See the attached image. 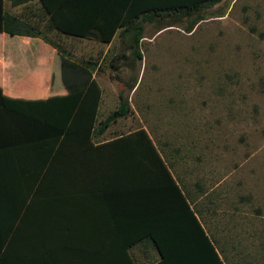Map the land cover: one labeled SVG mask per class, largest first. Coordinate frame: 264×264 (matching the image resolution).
<instances>
[{
  "label": "crops",
  "instance_id": "1",
  "mask_svg": "<svg viewBox=\"0 0 264 264\" xmlns=\"http://www.w3.org/2000/svg\"><path fill=\"white\" fill-rule=\"evenodd\" d=\"M167 1L52 0L56 16L83 18L70 23L85 32L95 31L94 21L103 28V18L130 16L135 22L147 14L143 9ZM2 2L10 14L21 7ZM40 6L32 1L24 17L36 22L39 32L59 34L49 28ZM154 25L144 23L143 33L147 26L156 32ZM125 27L118 25L109 43L76 38L105 45V55ZM68 55L41 38L0 32L1 223L6 241L36 245L6 248L0 263L264 264V249L253 256L247 249L227 251L206 232L212 251L200 234L191 232L188 211L193 209L202 222L203 208L198 187L189 184L190 172H174L140 118L99 125L118 107L120 95L132 111L134 90L101 87L99 63L90 70ZM93 79L101 87L95 123L90 131L84 122L60 132L65 107ZM83 95L89 99L77 100L92 103L94 94ZM140 129L163 166L143 137L129 136Z\"/></svg>",
  "mask_w": 264,
  "mask_h": 264
},
{
  "label": "rangeland",
  "instance_id": "2",
  "mask_svg": "<svg viewBox=\"0 0 264 264\" xmlns=\"http://www.w3.org/2000/svg\"><path fill=\"white\" fill-rule=\"evenodd\" d=\"M27 8L14 15L26 18ZM220 13L224 16L212 17ZM205 18L191 33L184 30L187 18L157 34L147 26L142 60L133 68L131 52L118 39L104 55L105 45L94 40L40 35L76 60L99 63L103 88L128 89L138 79L129 118L142 120L174 172H190L189 184L202 195L198 205L207 232L220 248L260 255L264 0H222Z\"/></svg>",
  "mask_w": 264,
  "mask_h": 264
},
{
  "label": "trees",
  "instance_id": "3",
  "mask_svg": "<svg viewBox=\"0 0 264 264\" xmlns=\"http://www.w3.org/2000/svg\"><path fill=\"white\" fill-rule=\"evenodd\" d=\"M10 6H24L28 7L31 5L32 1L34 0H9ZM41 4V8L43 9L44 13L47 16V24L49 28L56 29L63 33L64 35L74 36V37H87V38H94L102 43H109L112 40L113 33H115V29L118 25H124L125 28L119 34V42L120 45L123 46V49L126 51H130L132 55V61L130 63L131 68L134 67L136 61L142 60V53L140 52V43L143 38V29L144 23L146 22H155L154 27L156 28V33L163 31L166 28L174 26L175 23L182 21L183 19L187 18L189 22L185 27V31L187 33H191L193 29L200 23L201 21L205 20V15L207 9L216 5L222 0H170L167 2H158L156 7L151 9L146 8L142 10L144 14L141 18H136L135 22L132 17L125 16L122 17H109L103 18V28L100 25V22L94 23V30L90 32H85L79 30V25H72L70 23L71 20H84L83 18H65L60 19L56 16V12L54 11V3L52 0H36ZM145 11V12H143ZM212 16V15H211ZM224 14H218L217 16L212 17H223ZM93 20V19H92ZM95 20V19H94ZM80 23V22H78ZM108 23V24H105ZM102 29V30H101ZM104 29V30H103ZM108 30V31H107ZM0 32H5L9 35H19V36H28V37H38L44 40L45 42L49 43L53 46L58 52L61 54H65L66 52L56 43L47 40L45 37H41L39 30L37 29V24H31V21L26 17L23 18L18 15L10 14V12H6L3 8V2L0 0ZM68 55V53H67ZM69 56V55H68ZM122 57H125L123 54ZM75 61L90 70H93L97 65V62H90L86 60H76ZM114 62L116 59L113 60ZM138 79L135 78L134 83L129 86L127 90H134L136 84L138 83ZM86 91L80 92L78 95H75V101L71 102L67 105L66 111H63L62 117L60 118V126L62 127L59 131L60 132H70L73 131L74 126L76 124L88 122V131H90L91 127L96 121V114H97V106H98V99L100 96V85L93 79L85 86ZM92 93L91 95L92 103H84L82 101H78L77 99H89L88 94ZM1 96V95H0ZM131 114V108L127 101V98H124L120 95V101L118 107L115 108L104 120L100 122V127H106L110 123L117 121L118 119H122L128 117ZM88 116V117H85ZM59 132V133H60ZM141 136L143 137L152 152L155 154L158 161L162 164L161 158L159 157L155 147L153 146L151 140L146 135V131L143 129L137 130L134 134H130L129 136ZM165 168V167H164ZM184 201V199L182 198ZM185 203V201H184ZM187 208V205H186ZM189 216L191 220V232L200 234L204 240L209 245L210 249L213 251V246L209 242V238L206 237L205 233L207 232L200 217L195 216L194 210H189ZM16 231V230H15ZM7 230L4 223H1V216H0V252L5 250L6 248H11L14 250L21 249L22 247H36L34 242H28L22 245V242L19 239H14L12 241H6ZM213 242V241H212ZM32 244V245H31ZM216 260L219 262V258L215 254ZM4 253H0V259L4 261ZM166 258L163 256V262ZM217 262V263H218ZM220 263V262H219ZM2 264V263H0ZM162 264V263H161ZM221 264V263H220Z\"/></svg>",
  "mask_w": 264,
  "mask_h": 264
}]
</instances>
